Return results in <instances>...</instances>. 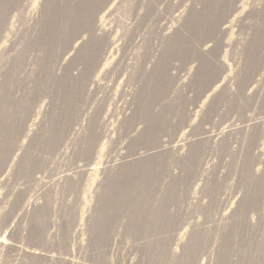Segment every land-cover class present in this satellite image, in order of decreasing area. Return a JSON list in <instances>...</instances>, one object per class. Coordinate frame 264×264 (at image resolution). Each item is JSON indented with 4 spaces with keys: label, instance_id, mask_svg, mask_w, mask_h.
Wrapping results in <instances>:
<instances>
[{
    "label": "rangeland",
    "instance_id": "rangeland-1",
    "mask_svg": "<svg viewBox=\"0 0 264 264\" xmlns=\"http://www.w3.org/2000/svg\"><path fill=\"white\" fill-rule=\"evenodd\" d=\"M213 11L212 0L0 1V264L264 257V0H236L218 33ZM246 78L252 91L230 101ZM32 162L47 172L37 183L22 181ZM30 229L37 247L16 235Z\"/></svg>",
    "mask_w": 264,
    "mask_h": 264
},
{
    "label": "bare ground",
    "instance_id": "bare-ground-1",
    "mask_svg": "<svg viewBox=\"0 0 264 264\" xmlns=\"http://www.w3.org/2000/svg\"><path fill=\"white\" fill-rule=\"evenodd\" d=\"M1 1V0H0ZM214 3L216 2V11L218 10L219 12H214L213 14H217L216 15V18H217V22L216 23H214V24H212V30L214 31V33H218L219 32V30H220V28H221V26L224 24V22H225V20L228 18V16H229V14L230 13H232L233 12V9H234V5H235V2H236V0H212ZM5 3V2H4ZM218 4H221V6H219ZM4 5V4H3ZM11 8V7H10ZM5 11V10H4ZM13 11V10H12ZM222 11H224V13H220V12H222ZM2 12V11H1ZM149 14V13H148ZM212 14V15H213ZM214 16V15H213ZM212 17V16H211ZM220 18V19H219ZM3 23V22H2ZM2 26V25H1ZM252 43V42H251ZM252 50V49H251ZM254 50V49H253ZM248 53V52H247ZM248 61V60H247ZM248 63V62H247ZM254 69V68H253ZM252 69V70H253ZM220 74H221V69H219V71H218V73L216 74V76L213 78V79H210V82H209V84H208V86H207V89L208 88H210L212 85H214V84H216L217 82H218V79H219V76H220ZM250 75V74H249ZM254 75V74H253ZM255 76V75H254ZM247 77H249V76H247ZM250 77H251V75H250ZM254 78V77H253ZM253 85H255V81L253 80V79H248L247 80V78L246 79H244L243 81H238V83H237V86L235 87V88H229V98L228 99H230L232 96L235 98L236 96L239 98V100H244L243 99V97H242V94H244V95H247L250 91H252V88H254L253 87ZM234 87V86H233ZM236 91H237V93H236ZM232 97V98H233ZM246 97V96H245ZM230 101H231V99H230ZM249 101H252L251 102V105H250V109L252 110V112L253 111H255V93L254 94H252V96H251V100H249ZM248 102V101H247ZM246 102V103H247ZM228 104V103H227ZM244 104V103H243ZM226 105V104H225ZM227 106V105H226ZM96 107V106H95ZM216 107V106H215ZM234 108V107H233ZM213 108H211L210 109V111H209V117H210V120L211 121H214L215 120V118L217 117V116H219V115H223L227 110H226V107L224 106V105H221V103L219 104V105H217V107L214 109V110H212ZM242 110H244V108L242 109ZM245 110H246V108H245ZM249 110V109H248ZM250 112V111H249ZM255 113V112H254ZM251 114V113H250ZM253 115V114H252ZM225 116V115H224ZM88 117V116H87ZM86 117V118H87ZM228 117V116H227ZM218 118H220V117H218ZM221 119V118H220ZM222 120V119H221ZM245 120V119H244ZM202 122V124L203 125H208V123H211L210 121H208V120H205V121H203V120H201ZM216 121V120H215ZM220 121V120H219ZM250 121V120H249ZM219 123V122H218ZM249 123V122H248ZM246 124V123H245ZM255 124V123H254ZM248 126V125H247ZM206 128V127H205ZM78 129V128H77ZM244 129H246V128H244ZM76 130V129H75ZM56 131V130H55ZM68 131H70V130H68ZM74 131V130H73ZM204 131V130H203ZM58 132V131H57ZM58 134V133H57ZM76 134V133H75ZM208 134V133H207ZM72 136V135H71ZM204 136V135H203ZM225 136V135H224ZM227 136V135H226ZM245 136V135H244ZM165 137V136H164ZM163 137V134H162V136H161V139L162 138H164ZM205 137V136H204ZM219 137V136H218ZM252 137V136H251ZM66 138V137H65ZM159 139V138H158ZM160 139V141H163V140H161ZM191 139V138H190ZM189 139V137H188V139H186L187 140V142L190 140ZM193 139V138H192ZM191 139V140H192ZM214 139V138H213ZM232 139V138H231ZM241 139V138H240ZM239 140V139H238ZM195 141V140H194ZM193 141V142H194ZM64 142H66V141H64ZM64 142H62V143H64ZM185 142V141H184ZM234 142V141H233ZM232 142V143H233ZM216 144H217V142H216ZM223 144V143H222ZM165 145H166V143L165 142H163V146L165 147ZM56 147V146H55ZM202 147V146H201ZM26 148V147H25ZM69 148V147H68ZM224 148V147H223ZM30 149V148H29ZM53 149V148H52ZM56 149H58L57 147H56ZM21 150V149H20ZM19 150V151H20ZM33 150V149H32ZM55 150V149H54ZM61 150V152H62V149H60ZM27 151V150H26ZM46 151H48V150H46ZM51 151V150H50ZM67 151V150H66ZM146 151V150H145ZM207 151V150H206ZM213 151V150H212ZM34 152V151H33ZM57 152H60V151H57ZM13 153V150H12V152H10V154H12ZM15 153V152H14ZM20 153V152H19ZM32 153V152H31ZM64 153V152H63ZM62 153V154H63ZM144 153V152H143ZM143 153H139V154H143ZM43 154V153H42ZM45 154V153H44ZM53 154H54V152H53ZM65 154V153H64ZM8 155V154H7ZM29 155V154H28ZM46 155V154H45ZM55 155V154H54ZM53 155V156H54ZM57 155V154H56ZM66 155V154H65ZM136 155H138V154H136ZM9 156V155H8ZM48 156H50V155H47V157ZM57 156H59V155H57ZM135 156V155H134ZM205 156V155H204ZM206 156H207V154H206ZM3 157H4V155H3ZM12 157V156H11ZM42 157V156H41ZM45 157V156H44ZM54 157H56V156H54ZM7 158H9V157H7ZM59 158H60V156H59ZM137 158V157H136ZM28 159V158H27ZM31 159V158H30ZM43 159H45V158H43ZM48 159H50V157L48 158ZM2 160V159H1ZM5 160H6V158H5ZM10 160H11V158H10ZM17 160V159H16ZM35 160V159H34ZM57 160V159H56ZM7 161H8V159H7ZM23 161V160H22ZM26 161V160H25ZM203 161H205V160H203ZM209 161V160H208ZM214 161V160H213ZM4 162V161H3ZM3 162H1L0 163V171H1V168H3L4 166V164H3ZM6 162V161H5ZM39 162H41V161H39ZM8 163H10L9 161H8ZM25 163V162H24ZM33 164H32V166L31 165H24V168H23V166H22V172L24 171V173H25V177L24 178H22V181L23 180H25L26 181V177H27V175L29 174L30 175V180H29V182L31 181V182H33V183H37V182H39V181H41V178L43 177V175L45 174V173H47V172H44V168L42 169V167L40 166V165H36V164H38V163H34V162H32ZM42 163V162H41ZM41 163H39V164H41ZM211 163V162H210ZM43 164H46V163H43ZM194 164V163H193ZM197 164V163H196ZM8 165V164H7ZM21 165V164H20ZM19 165V166H20ZM23 165V164H22ZM42 165V164H41ZM49 165H50V163H49ZM17 166V165H16ZM52 166V165H51ZM79 166V165H78ZM26 167H27V169L28 170H26ZM199 167V166H198ZM49 168V167H48ZM201 168V167H200ZM17 169V168H16ZM20 169V168H19ZM46 170V169H45ZM17 171H19V170H17ZM2 172V171H1ZM14 172H16V171H14ZM21 172V171H20ZM192 173V172H191ZM15 175V174H14ZM196 175V174H195ZM206 176V175H205ZM199 178V177H198ZM191 179V178H190ZM28 180V179H27ZM194 180V179H193ZM192 180V181H193ZM24 181V182H25ZM191 181V180H190ZM27 182V181H26ZM47 183V182H46ZM17 184V183H16ZM22 184V183H21ZM24 184H27V183H24ZM24 184H22V187H24ZM37 185V184H36ZM48 185V184H47ZM27 186H30V184L29 185H27ZM32 186V185H31ZM45 186H46V184H45ZM19 187V186H18ZM39 188V187H38ZM18 189V188H17ZM44 189V188H43ZM21 190V189H20ZM19 190V191H20ZM18 191V192H19ZM27 191V190H26ZM20 193H21V191H20ZM24 193H25V190H24ZM18 194V193H17ZM20 195H22V193L20 194ZM18 196V195H17ZM225 197V196H224ZM232 196H230V198H231ZM243 197V196H242ZM262 197V196H261ZM234 198V197H233ZM244 198V197H243ZM255 198V197H254ZM260 198V197H259ZM258 198V199H259ZM262 199V198H261ZM220 200H222V198L220 199ZM28 201V200H27ZM181 201V200H180ZM223 201V200H222ZM227 201V200H226ZM253 201V200H252ZM257 201V200H256ZM190 202V201H189ZM213 202V201H212ZM26 203V202H25ZM227 203V202H226ZM260 203V202H259ZM187 204V203H186ZM197 204V203H196ZM225 204V203H224ZM223 204V205H224ZM250 204V203H249ZM261 204V203H260ZM262 204L264 205V199L262 200ZM221 205V204H220ZM254 205V204H253ZM257 205V203L255 202V205L254 206H256ZM29 207V206H34V205H32V202H27L23 207H22V209H21V211L23 212L24 211V209L25 208H27V207ZM244 206V205H243ZM186 207V206H185ZM216 207H219V206H217L216 205ZM215 207V208H216ZM226 207V206H225ZM246 207V206H245ZM248 207V206H247ZM250 207V206H249ZM260 208H261V206H259ZM262 207H264V206H262ZM171 208H173V206L171 207ZM200 208V207H199ZM202 208V207H201ZM224 208V207H223ZM28 209H30V208H28ZM185 209V208H184ZM193 209V208H192ZM197 209V208H196ZM213 209V208H212ZM246 209H248V208H246ZM259 209V208H258ZM26 210V209H25ZM189 210V209H188ZM201 210V209H200ZM222 210H224V209H222ZM262 210H263V208H262ZM27 211V210H26ZM29 211V210H28ZM28 211L26 212V213H28ZM179 211V210H178ZM244 211V210H243ZM248 212H247V214H251L250 216H252L253 214L251 213L252 212V210H247ZM258 211V210H257ZM261 211V210H260ZM183 212V211H182ZM215 211H213V213H214ZM241 212V211H240ZM239 212V213H240ZM245 212V211H244ZM256 212V211H255ZM20 213V212H19ZM202 213V212H201ZM246 213V212H245ZM178 214V213H177ZM223 214V213H222ZM221 214V215H222ZM237 214V213H236ZM241 214V213H240ZM240 214H237V215H240ZM256 214V213H255ZM259 214V213H258ZM187 215H188V213H187ZM194 215V214H193ZM210 215H211V213H210ZM218 215V214H217ZM246 215V214H245ZM257 215V214H256ZM255 215V216H256ZM261 215V214H260ZM191 216H192V214H191ZM196 216V215H195ZM259 216V215H258ZM262 216V215H261ZM193 217V220L195 219V217L194 216H192ZM198 217V216H197ZM217 217V216H216ZM225 217H226V215H225ZM235 217V216H234ZM237 217V216H236ZM243 217V216H242ZM180 218V217H179ZM189 218V217H188ZM239 218V217H238ZM247 218V217H246ZM263 218V217H262ZM222 219V218H221ZM258 219V218H257ZM261 219V218H260ZM215 220V219H214ZM227 220V219H226ZM248 220V219H247ZM262 220V219H261ZM261 220H259V221H261ZM180 221V220H179ZM178 220H177V222H179ZM205 221V220H204ZM208 221V220H207ZM210 221V220H209ZM233 221V220H232ZM238 221V220H237ZM117 222V221H116ZM188 222V221H187ZM192 222H194V221H192ZM217 222V221H216ZM215 222V223H216ZM219 222V221H218ZM207 223V222H206ZM249 223V222H248ZM180 224V223H179ZM182 224V223H181ZM181 224H180V226H181ZM183 224H184V222H183ZM185 224H187L186 222H185ZM184 224V225H185ZM192 224V223H191ZM195 224V223H194ZM205 224V223H204ZM203 224V225H204ZM213 224H214V222H213ZM209 225V224H208ZM197 226H199V225H197ZM207 226V225H206ZM248 226V225H247ZM224 227H225V224H224ZM173 228V227H172ZM211 228V227H210ZM241 228V227H240ZM36 229V228H35ZM205 229V228H204ZM209 229V228H208ZM170 230H172V229H170ZM180 230V229H179ZM221 230V229H220ZM256 230V229H255ZM18 231V230H17ZM173 231V230H172ZM178 231V230H177ZM224 231V230H223ZM13 232V231H12ZM126 232V231H125ZM171 232V231H170ZM176 232V231H175ZM216 232V231H215ZM256 232V231H255ZM257 232H258V230H257ZM154 233V232H153ZM217 234H218V232H216ZM223 233V232H222ZM35 234V231H32L31 229L30 230H27V231H25V230H19L18 231V233L16 234L18 237H19V240H21V241H23L25 244H26V246H31V247H37L38 245H39V243H38V241L36 240L37 238H36V236L34 235ZM129 234V233H128ZM219 234H221V233H219ZM218 234V235H219ZM154 235V234H153ZM39 236V235H38ZM37 236V237H38ZM160 236V235H159ZM216 236V235H215ZM220 236V235H219ZM224 236V235H223ZM116 237V236H115ZM154 237V236H153ZM228 237V236H227ZM130 238V237H129ZM226 238V237H225ZM224 238V239H225ZM38 239H41V237L39 236L38 237ZM115 239H117V238H115ZM142 239V238H141ZM230 239V238H229ZM115 241V240H114ZM141 241V240H140ZM59 242V241H58ZM138 242V241H137ZM114 243V242H113ZM41 244H43V243H41ZM5 245H7V243L5 242V240L3 239V238H0V249H4L5 248ZM113 245H115V244H113ZM104 246V245H103ZM111 246V245H110ZM18 247V246H17ZM113 247V246H112ZM111 247V248H112ZM24 248V247H23ZM27 248V247H26ZM30 248V247H29ZM211 248H214V246L212 247L211 246ZM36 249V248H35ZM104 249V248H103ZM109 249V248H108ZM115 249V248H114ZM32 250V249H31ZM20 251H23L22 249H20ZM29 251V250H28ZM28 251H26V252H28ZM112 251V250H111ZM51 252V251H50ZM212 252H213V249L212 250H209V249H207V250H205V248L203 249V250H201V251H199L196 255H195V258H194V261H193V263L192 264H210L211 263V254H212ZM218 252V251H217ZM32 253V252H31ZM42 253V252H41ZM33 254H38V252H34L33 251ZM18 256V255H17ZM218 256H220V255H218ZM19 257V256H18ZM227 257V256H226ZM256 258H255V264H262V262H263V259H264V257L263 256H255ZM191 258V257H190ZM219 258H221V257H219ZM62 259V258H61ZM226 259V258H225ZM189 261V260H188ZM216 261H220V260H218V258H216ZM223 261V260H222ZM190 263V262H189ZM264 263V262H263ZM219 264H220V262H219Z\"/></svg>",
    "mask_w": 264,
    "mask_h": 264
}]
</instances>
